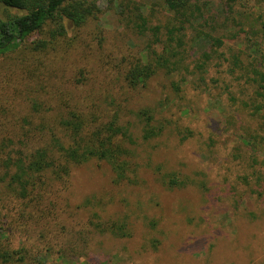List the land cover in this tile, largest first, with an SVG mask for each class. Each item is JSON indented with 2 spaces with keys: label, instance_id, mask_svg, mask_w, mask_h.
<instances>
[{
  "label": "rangeland",
  "instance_id": "rangeland-1",
  "mask_svg": "<svg viewBox=\"0 0 264 264\" xmlns=\"http://www.w3.org/2000/svg\"><path fill=\"white\" fill-rule=\"evenodd\" d=\"M160 1L141 0L147 4H142L145 13L150 14L152 7L153 24L165 21ZM127 2L97 1L96 15L82 26L66 23L64 40L46 57H52V63L47 62L54 76L50 83L60 102L67 98L105 114L119 112L122 121L131 124L139 164L137 183L115 186L109 167L88 162L72 173L70 187L57 199L56 212L38 219L36 211L23 212L10 202L4 171L0 249L23 248L25 263L16 264H264V176L258 182L252 175L259 167L264 173V139L251 137H264V108L258 115L251 114L259 99L254 84L241 77L242 70L229 74L227 66L231 54H240L242 64L252 54L236 21L242 12L240 19L249 15L248 24L262 10L261 4L242 0L228 19L218 14L205 25L190 26L183 71L158 72L148 85L132 88L122 77L121 61L143 54L148 37L131 28L124 8ZM202 31L224 38L217 52L196 37ZM255 44H263L260 37ZM204 47L212 57L198 70L195 64ZM25 58L18 51L0 57V88L6 92L0 93V146L7 132L18 133L13 128L18 107L12 94L24 99L33 94V76L27 70L40 65H34L33 56ZM35 72L47 70L40 66ZM176 81L178 89L172 85ZM148 106L156 119L167 123V129L143 141L134 112ZM157 166L192 182L168 189L155 172ZM88 199L102 202V210L83 206ZM95 211L103 221L126 218L129 235L95 229L90 223L96 221Z\"/></svg>",
  "mask_w": 264,
  "mask_h": 264
},
{
  "label": "trees",
  "instance_id": "trees-1",
  "mask_svg": "<svg viewBox=\"0 0 264 264\" xmlns=\"http://www.w3.org/2000/svg\"><path fill=\"white\" fill-rule=\"evenodd\" d=\"M97 1L99 0H0V57L18 51L22 56H27L25 60L33 56L34 65L43 66L47 70L38 74L35 71L40 66L27 70L33 76V94L27 93L25 99L17 93L12 94V103L17 101L18 107L17 110L14 106L16 123L13 128L18 133L7 132L9 136L4 138L5 145L0 146V184L3 183L1 175L5 171L3 178L8 187L6 191L10 192L6 194L11 196L10 202L15 208H23V212L36 211L38 219L56 212L57 199L62 191L70 187L72 173L88 162L97 167H109L111 182L115 186L137 183L139 164L135 159L136 138L131 131V124L123 122L119 112L105 114L101 109L85 108L77 101L72 103L67 98L60 102L61 99L55 97L52 91L54 85L50 83L54 81V76L47 62L52 63V57L46 56L50 50L56 49L58 42L64 40L66 23L82 26L96 15L99 11ZM254 1L261 4L262 10L248 24H245V20L249 15L241 20L242 12H239V20L236 21L252 54L247 56L248 60L243 64L240 54H231L227 66L229 74L242 70L241 77L250 82V85L254 84V91L259 99L252 106L251 114L258 115L264 108V0ZM241 2L242 0H161L160 4L166 13L165 21L153 24L150 17L152 7L148 14L142 10V4H147L141 0H128L124 6L129 12L126 18L133 31L146 35L148 41L145 52L140 56L128 55L122 58V77L126 84L132 88L142 87L148 85L158 72L166 75L182 72L186 30L192 25H205L208 19H214L218 14L228 19V15ZM9 9L18 12H11ZM196 37L206 40L213 52H217L224 43V38L205 31L197 32ZM235 37L233 34L232 39ZM258 37L262 40V45L255 44V38ZM54 40L55 44L49 46ZM202 51L195 64L198 70H203L212 57V54L206 52V47ZM21 73L25 74L24 71ZM21 79L26 81V78ZM172 85L179 88L177 81L172 82ZM0 93L5 96L6 92L0 88ZM229 99L234 100L233 97ZM134 115L141 126L140 137L143 141H150L167 129V123L156 119L154 109L150 106L138 108ZM261 118L264 119V115ZM251 137L254 141L264 139L263 135L251 134ZM16 144L17 149H13L12 146ZM250 167L253 168V162ZM263 167L264 161L261 162V168ZM252 171V175L260 182L264 176L263 170L259 167ZM155 172L162 185L168 189L183 188L192 182L188 176L181 177L175 171H162L160 166L155 168ZM201 184L203 183L199 186ZM0 199L5 201L6 196ZM45 200L49 202L43 204ZM88 200L89 202H83V206L91 205L102 210V202L92 203V199ZM92 217L96 221L90 222L91 225L101 233L112 230L118 236L129 235L126 218L103 221L98 211ZM104 223L108 225L103 226ZM25 259L23 248L0 249L1 264L25 263Z\"/></svg>",
  "mask_w": 264,
  "mask_h": 264
}]
</instances>
